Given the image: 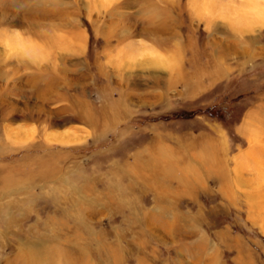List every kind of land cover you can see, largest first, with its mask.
<instances>
[{"label":"rangeland","instance_id":"1","mask_svg":"<svg viewBox=\"0 0 264 264\" xmlns=\"http://www.w3.org/2000/svg\"><path fill=\"white\" fill-rule=\"evenodd\" d=\"M0 264H264V0H0Z\"/></svg>","mask_w":264,"mask_h":264},{"label":"crops","instance_id":"2","mask_svg":"<svg viewBox=\"0 0 264 264\" xmlns=\"http://www.w3.org/2000/svg\"><path fill=\"white\" fill-rule=\"evenodd\" d=\"M201 254H202V252L199 253V252L195 251V255H193V256H194V257H195V256H199V257H200V256H202ZM211 259H212V258H211ZM211 259L209 258V261H210Z\"/></svg>","mask_w":264,"mask_h":264},{"label":"bare ground","instance_id":"3","mask_svg":"<svg viewBox=\"0 0 264 264\" xmlns=\"http://www.w3.org/2000/svg\"><path fill=\"white\" fill-rule=\"evenodd\" d=\"M4 117H5V116H4ZM47 171H48V170H47ZM41 172H42V171H41ZM41 172H40V173H41ZM54 172H55V171H54ZM162 172H163V171H162ZM41 174H42V173H41ZM46 175H47V174H46ZM47 176H49V175H47ZM211 260H212V259H211Z\"/></svg>","mask_w":264,"mask_h":264}]
</instances>
